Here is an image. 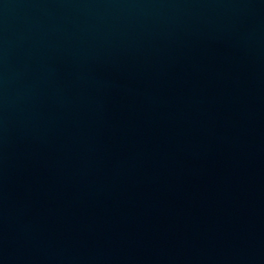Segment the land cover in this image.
Instances as JSON below:
<instances>
[{"label":"water","instance_id":"1","mask_svg":"<svg viewBox=\"0 0 264 264\" xmlns=\"http://www.w3.org/2000/svg\"><path fill=\"white\" fill-rule=\"evenodd\" d=\"M0 264H264V0H0Z\"/></svg>","mask_w":264,"mask_h":264}]
</instances>
